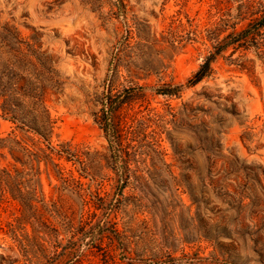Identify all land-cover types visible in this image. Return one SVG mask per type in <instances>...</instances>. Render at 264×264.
Returning <instances> with one entry per match:
<instances>
[{
	"label": "rangeland",
	"instance_id": "rangeland-1",
	"mask_svg": "<svg viewBox=\"0 0 264 264\" xmlns=\"http://www.w3.org/2000/svg\"><path fill=\"white\" fill-rule=\"evenodd\" d=\"M263 18L264 0H0L12 53L54 55L51 143L93 160L0 117L19 150L0 149V264H264Z\"/></svg>",
	"mask_w": 264,
	"mask_h": 264
},
{
	"label": "trees",
	"instance_id": "trees-1",
	"mask_svg": "<svg viewBox=\"0 0 264 264\" xmlns=\"http://www.w3.org/2000/svg\"><path fill=\"white\" fill-rule=\"evenodd\" d=\"M12 38L16 39L17 37L9 26L7 24L0 25V117L17 122L22 129L35 131L45 141H48L49 144L46 148H38V153L55 154L59 158L65 157L67 160L73 161L74 164L86 168L93 161L90 157L73 149L68 142L54 145L50 141L55 121L46 105V93L49 88L58 83L54 55L48 50H41V46L35 48V45L30 42L26 43V53L21 56L14 55L12 47H9V41ZM210 62L211 59L208 57L194 73L189 80L192 85L202 81L208 74ZM172 91L168 90L165 93L172 94ZM104 129L110 142V151L120 153L122 135L118 126L115 123L107 122ZM3 147H8L13 157L18 159L19 150L12 142L2 144L0 149ZM47 149H49V153L46 151ZM55 164L59 165V163Z\"/></svg>",
	"mask_w": 264,
	"mask_h": 264
}]
</instances>
